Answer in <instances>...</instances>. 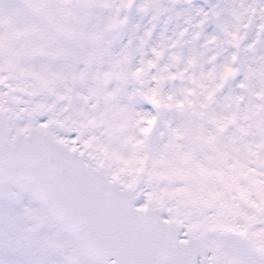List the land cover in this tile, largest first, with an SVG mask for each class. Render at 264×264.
Returning a JSON list of instances; mask_svg holds the SVG:
<instances>
[{
	"label": "snow or ice",
	"instance_id": "1",
	"mask_svg": "<svg viewBox=\"0 0 264 264\" xmlns=\"http://www.w3.org/2000/svg\"><path fill=\"white\" fill-rule=\"evenodd\" d=\"M92 2L18 0L0 15V52L22 46L53 75L75 67ZM117 19L120 46L143 49L134 73L147 66L149 80L132 101L135 136L117 131L116 142L150 148L158 136L201 165L222 158L229 210L209 209L200 232L174 222L147 188L93 163L95 134L68 130L0 73V200L40 205L0 206V264H264V0H119Z\"/></svg>",
	"mask_w": 264,
	"mask_h": 264
},
{
	"label": "rangeland",
	"instance_id": "2",
	"mask_svg": "<svg viewBox=\"0 0 264 264\" xmlns=\"http://www.w3.org/2000/svg\"><path fill=\"white\" fill-rule=\"evenodd\" d=\"M118 3L119 0H93L91 9L84 10L81 27L92 38L89 39L88 46L81 51L82 58L75 67L71 64L65 65L57 75H53L37 68L33 64L32 57L25 54L22 46H16L7 52H0V73L12 81L18 90L28 89L31 91L30 94L37 98L39 104L44 109L51 111L62 126L68 130H77L82 135L93 134V129L89 132V129H84L80 123L91 127L93 122L100 119L101 124H97L99 127L94 132L95 135L86 143L90 159L94 164H97L96 161H100L104 155H108V149L111 150L110 152L114 153L112 160L116 163V170L115 172L110 171L132 187L136 185V187L147 188L151 203H157V199L163 197L161 200H164L172 217L180 218L179 197L176 191H180L185 199H188V194L190 198L196 196L192 190L198 191L201 197L217 193L220 204L229 206L230 197L235 194L224 189V194L221 195V186L218 184L217 172H226L222 158H217L206 165L199 163L198 168L193 167L190 162L191 154L185 153L183 149L172 143L168 147L176 156L169 155L168 158H173L174 162L167 164L162 157L165 149H157L154 154V162L158 170L148 171L138 165L143 152H145L144 148L130 147L129 145L134 141L116 142L115 133L117 131H123L127 136L134 137L137 129L133 128L131 123L134 122L135 127H139V118L135 114L132 101L135 95H139L136 92V87L140 82H136L135 79L144 73L143 68L135 73L133 68V61L141 59V52L139 57L134 52L128 54V50L143 51L139 44L135 49H130V46H120V40L125 37V32L118 19L115 22L113 20L117 11L111 12L110 10L111 6H116L118 9ZM17 5L18 0H0V15L15 9ZM128 38L134 39V32L130 31ZM120 48L122 49L120 50ZM125 56H128V59L123 65ZM109 63L113 65L112 70L108 67ZM96 73L105 86L96 92L94 97L88 99L86 96L94 86ZM101 73L102 75H100ZM74 76H78L75 78L78 89L75 95L71 89H68V79L72 80L71 78ZM98 77L96 78L98 79ZM62 80L63 87L56 89L53 86L47 93L44 92L42 97H39L40 89L45 87V84ZM141 86L146 89L148 82H144ZM109 92L116 93L111 96ZM31 95L28 96L31 98ZM165 102L164 100L161 103ZM96 103H98L97 106ZM97 136L100 137L101 142L98 141ZM94 146L96 150H93ZM106 147L108 149L105 154L103 149ZM100 150L102 151L100 152ZM120 157L122 158L121 163L118 160ZM163 165L166 166L165 171L162 169ZM166 173L170 175L169 180L173 182L172 185L165 179ZM135 174H139L142 182L135 180ZM178 185L180 186L178 187ZM1 206L8 207L14 213H20L18 207L13 204H2ZM26 206L35 208L30 200L27 201ZM51 231L52 229L48 228L42 229L43 233Z\"/></svg>",
	"mask_w": 264,
	"mask_h": 264
}]
</instances>
